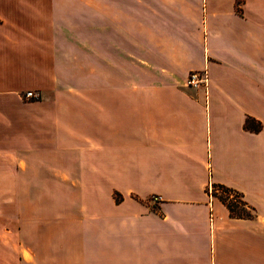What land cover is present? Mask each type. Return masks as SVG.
<instances>
[{
    "label": "crops",
    "instance_id": "crops-1",
    "mask_svg": "<svg viewBox=\"0 0 264 264\" xmlns=\"http://www.w3.org/2000/svg\"><path fill=\"white\" fill-rule=\"evenodd\" d=\"M0 264H264V0H0Z\"/></svg>",
    "mask_w": 264,
    "mask_h": 264
},
{
    "label": "built area",
    "instance_id": "built-area-1",
    "mask_svg": "<svg viewBox=\"0 0 264 264\" xmlns=\"http://www.w3.org/2000/svg\"><path fill=\"white\" fill-rule=\"evenodd\" d=\"M206 83V74L203 71L197 72H190L185 79V85L188 88H199L201 86H204ZM23 97L25 99H29V100H37L39 98L38 94L34 93V92H25ZM206 193L208 198L213 197L216 194H219V190L218 189H213L211 186H208L206 189ZM151 201L153 202H158L159 198L157 197H151L150 198ZM228 201L234 202L235 198L233 194L228 195L227 197Z\"/></svg>",
    "mask_w": 264,
    "mask_h": 264
},
{
    "label": "trees",
    "instance_id": "trees-1",
    "mask_svg": "<svg viewBox=\"0 0 264 264\" xmlns=\"http://www.w3.org/2000/svg\"><path fill=\"white\" fill-rule=\"evenodd\" d=\"M214 188L219 190V195L216 196V198L226 206L228 213L231 217H249V214L245 211V205L242 202L239 194L236 192H233L231 190H228L226 188L222 187H216L213 186ZM233 194L235 201L231 202L227 200L228 195Z\"/></svg>",
    "mask_w": 264,
    "mask_h": 264
},
{
    "label": "rangeland",
    "instance_id": "rangeland-1",
    "mask_svg": "<svg viewBox=\"0 0 264 264\" xmlns=\"http://www.w3.org/2000/svg\"><path fill=\"white\" fill-rule=\"evenodd\" d=\"M213 189H216V188H214L213 186H211ZM219 194H216V195H214L213 197H216V196H218Z\"/></svg>",
    "mask_w": 264,
    "mask_h": 264
}]
</instances>
